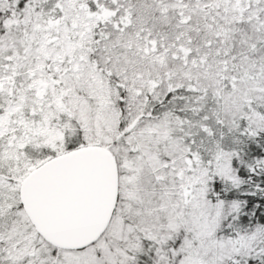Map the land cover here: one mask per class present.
Wrapping results in <instances>:
<instances>
[{
	"label": "snow or ice",
	"instance_id": "obj_1",
	"mask_svg": "<svg viewBox=\"0 0 264 264\" xmlns=\"http://www.w3.org/2000/svg\"><path fill=\"white\" fill-rule=\"evenodd\" d=\"M0 264H264V0H0Z\"/></svg>",
	"mask_w": 264,
	"mask_h": 264
}]
</instances>
